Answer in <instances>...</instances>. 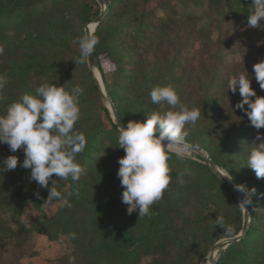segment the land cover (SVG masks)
<instances>
[{
    "label": "trees",
    "instance_id": "trees-1",
    "mask_svg": "<svg viewBox=\"0 0 264 264\" xmlns=\"http://www.w3.org/2000/svg\"><path fill=\"white\" fill-rule=\"evenodd\" d=\"M78 1L0 0V46L4 49L0 54V76L6 78V86H9L0 90V115H4L7 107L24 93L34 94L41 84H55L71 90L77 76L91 82L100 114L95 110L92 113L94 104L92 109L90 103L83 106L80 101V118L75 125V130L83 133L87 140L83 152L76 155V161L86 169V175L73 182L71 178L64 180L53 174L51 180H55L54 183L50 181L43 191L48 196L49 189L54 187L65 196V186L68 185L70 203L77 201L80 207L89 205L95 210L100 226L93 232L74 228L72 217L66 212L55 215L46 227L37 229H33V225L25 228L20 218L17 219L15 229L0 220V236L14 239L12 250L0 247V264H21L22 248L33 239L35 233L47 236L50 241L58 239L57 233L69 237L73 245L70 253L53 264H143L145 259H149L147 264H189L196 245L185 241L187 251L175 257L180 251L175 249L171 228H154V219L139 217L138 211L129 215L128 206L122 203L123 188L117 173L118 160L124 157L125 152L118 145L119 125L102 101L100 89L88 64L78 63L68 44L78 43L84 32L72 33L68 41H64L61 36L56 40L45 39L54 28L57 31L66 28V16L73 13ZM105 2V15L93 32L100 41L93 54L125 127L129 121L145 122L153 111L171 110L167 105L162 108L151 103L149 93L153 86L171 84L181 98V77L191 76V71L186 73V68H190L192 60L178 54L166 69L159 70L163 61V45L171 37L186 32L188 39L194 37L204 43L198 51L204 55L210 40V28L214 23H247L248 15L254 11L253 0ZM153 2L158 4L153 7L150 5ZM191 8L201 12L196 13ZM101 11L96 0H89L79 8L77 20L86 25L96 19ZM262 23L263 21L259 26ZM101 44L108 60L115 65V71L109 78L101 59ZM219 60L221 67L224 65L221 55ZM189 86L187 82L184 87L190 90ZM214 90L211 87L204 88L196 99H193V92L190 90V95L183 101L189 109H200L201 118L197 122H202L205 129L201 136L186 141L206 151L224 173L231 175L236 185L245 186L247 191L241 194L244 200H250L247 204L250 221L245 236L221 250L217 264H264V178L258 179L255 171L247 164L252 148L264 142L256 140L258 133L264 137V128L256 129L252 126L245 111L236 108L239 103L237 101L229 105L227 113H222L224 100ZM255 92L257 96L264 97V90L261 88ZM88 110L89 117H84ZM0 152L5 156L24 158L22 149L12 153L6 144H0ZM170 155L168 164L172 169L173 180L158 202L163 205L164 218L171 211L182 208L186 210L193 203L214 207L215 203L223 201L227 204L221 215L225 226L233 229L231 237L238 235L243 227V210L232 191L195 152L192 157L184 160L178 159L175 154ZM181 172H185L183 185L176 180L177 174ZM252 189H255L254 193L251 192ZM41 203L40 199L34 198L32 204L41 210ZM216 218L217 215H201L184 222L183 230L186 234L193 238L209 239L206 254L219 239L229 238L225 228L214 223ZM141 224L148 228V232L137 237L129 234L131 228L142 226ZM114 226L126 229L124 238L122 235H119V240L106 237V229ZM51 229L54 234L49 231Z\"/></svg>",
    "mask_w": 264,
    "mask_h": 264
},
{
    "label": "clouds",
    "instance_id": "clouds-1",
    "mask_svg": "<svg viewBox=\"0 0 264 264\" xmlns=\"http://www.w3.org/2000/svg\"><path fill=\"white\" fill-rule=\"evenodd\" d=\"M253 8L247 23L255 28L264 21V0H253ZM77 42L80 49L77 62L85 64L99 44V37L89 33ZM3 51L0 46V54ZM254 73L256 82L264 90V61L254 65ZM6 83V78L0 76V90ZM237 89L242 99L236 108L245 111L256 129L264 128V97L256 95L246 72L229 79L228 90L235 93ZM83 92L80 86L66 90L64 86L44 83L35 89L34 94L24 93L7 107L4 115H0V144H6L12 153L22 149L24 160L19 166L30 169V181H35L40 187L47 188L53 174L64 180L71 178L73 182L86 175V169L76 161V155L82 153L87 144L84 134L75 130ZM149 96L152 104L162 108L167 105L171 110L153 111L145 122L129 121L126 127L119 126L118 145L125 155L118 160L117 175L123 188L122 203L128 206L127 213L131 215L138 211L139 217L151 218L152 206L162 200L173 180L168 164L170 153L180 160L190 156L191 145L186 141L185 126H194L201 118V111L198 108L189 109L171 84L153 86ZM256 140H264V137L258 133ZM18 163L19 158L10 155L2 160L3 170H14ZM247 164L258 179L264 178V142L252 148ZM184 175L185 172H181L176 176L181 185L185 183ZM223 177L232 180L230 174ZM235 187L238 191H247L243 185ZM251 192L254 193L255 189ZM57 200L63 206L71 207L70 201L51 187L44 204ZM249 203L250 200L245 199L240 205L245 208ZM214 223L225 228L228 237H231L233 229L225 226L223 216L217 215ZM24 226L30 227L27 219Z\"/></svg>",
    "mask_w": 264,
    "mask_h": 264
},
{
    "label": "rangeland",
    "instance_id": "rangeland-1",
    "mask_svg": "<svg viewBox=\"0 0 264 264\" xmlns=\"http://www.w3.org/2000/svg\"><path fill=\"white\" fill-rule=\"evenodd\" d=\"M87 1L89 0H79L73 13L66 16V28L64 30L62 29V31H57L54 28L45 39L47 41L56 40L58 36H61L64 41H68L67 39L70 38L72 33L84 32L85 35L86 25H82L79 20H77L76 14L81 5ZM96 3L99 5L97 0ZM157 4L158 2H153L150 5L154 7ZM191 10L196 13L201 12V10H195L193 8H191ZM210 29V40L208 42L207 52L204 55L198 53L204 43L196 40L194 37L188 39L186 32H181L179 35L171 37L163 45V61L160 63L159 70L166 69L178 54L183 57H189L192 60V64L190 68H186V73L191 71L192 74L191 76L186 77V75H184L181 77L182 82L180 83L181 87L179 89V92H181V101L183 102L187 99L190 95V90L193 92V99H196L204 88L211 87L215 89L213 92L224 100L225 107L222 113H227L226 110L229 105L236 101L240 103L242 99L238 89L235 93L228 90V81L233 75L246 72L251 79V87L253 90L258 91L260 89L259 84L255 80L254 65L264 61V21L261 26L255 28L250 27L248 23H244L243 21H232L222 22L220 24L214 23ZM68 44L74 53V58L78 61L80 57L79 44H70L69 42ZM100 46L101 59L109 78L115 71V65L113 61L108 60L107 54L104 52L103 44ZM220 55L224 61V65L221 67L219 65L221 62L219 60ZM217 71H220L221 74L216 73ZM187 82L190 84V90H186L184 87ZM75 86H80L84 89L83 94L80 96L82 105L84 106L86 103H90L93 109L92 105L94 104L92 113L95 110L100 114L98 99L91 82L77 76L73 87ZM104 104L106 105V103ZM87 113V115L84 114V117H89L90 111L88 110ZM91 116L92 114L90 118ZM204 130V124L202 122H196L194 126L191 124L186 125V140L201 136ZM8 156L9 155L5 156L4 153L0 152V220L6 222V224L15 229L18 224L17 219L19 220L20 218L23 223L24 220L27 219L30 222V226L33 225V229H37L38 227H46L55 215L66 212L67 215L72 217L71 222L74 228L90 232L99 228L100 220L97 218L95 210H92L87 204L80 207L78 205L79 202L75 201L71 204L70 208L63 206L59 200L54 201L52 204H44L48 198L43 191L45 188L40 187L35 181H30V169H24L19 166L24 158L19 159L16 169L10 171L3 170L2 160ZM192 156L193 152L190 151L189 157ZM115 184L117 185L118 181ZM65 187V191H67L65 197L68 199L70 196V188L68 185ZM37 193L39 195H37ZM34 198L42 201L41 210L33 206L32 203ZM81 198H83V196H81ZM226 205L227 204L223 201L215 203L214 207L205 205L199 206L193 203V205L186 210L182 208L171 211L170 214L167 215V218H164L162 215L164 210L163 205L156 203L152 206L153 215L150 219L155 220L154 228L162 226L171 228L172 237L176 245L175 249H179L178 251H180V254L175 255V257L183 255V253L187 251L185 241H188L187 243L196 245L194 255L190 258L188 263L210 264L208 258L212 247L207 254L205 253V249L209 245V239L202 237L193 238L186 234L183 230L185 228L184 222L197 219L201 215L221 216ZM146 218L148 217L144 219ZM108 229L109 228L106 229L105 234L107 238L111 237L119 240V235H122L124 238L125 234H127L125 228L114 226ZM49 231L54 234V230L51 229ZM145 232H148V228L143 224L142 226L131 228L129 234L131 233L134 237H137ZM56 235H58V239L56 241H50L47 236L35 233L33 239L22 248L23 258L21 259V264H53L63 255L70 253L73 245L70 243L69 237L61 235L60 233ZM223 239L225 238H221L218 241ZM13 245L14 239L0 236V247L12 250ZM216 258L218 260L219 254H217ZM148 262L149 259L143 260V264H147Z\"/></svg>",
    "mask_w": 264,
    "mask_h": 264
},
{
    "label": "water",
    "instance_id": "water-1",
    "mask_svg": "<svg viewBox=\"0 0 264 264\" xmlns=\"http://www.w3.org/2000/svg\"><path fill=\"white\" fill-rule=\"evenodd\" d=\"M97 2L99 3L100 7L102 8L101 14L94 19L93 21L89 22L86 24L85 26V35L91 33L88 26L89 24H93L94 27L96 28L98 26V24L102 21L105 12L107 10V4L105 2V0H97ZM95 31V30H94ZM93 31V32H94ZM93 34V33H91ZM88 65L89 68L91 69L94 79L100 89V93H101V97L104 101V103H106V107L108 108L109 112L112 115V118L115 120V122L119 125V126H124L112 100L111 97L109 95V91L106 85V82L104 80V77L100 71L99 68V64L97 59L95 58L94 54L91 55V57L88 60ZM99 77V79H98ZM191 145V151L195 152L196 154L200 155L203 160L204 163L210 168V170L216 175L218 176L222 182L232 191V193L234 194V196L238 199L239 203L241 204L244 201V198L241 194V191H238L236 189V184L232 181L229 180L227 177H223V176H227L226 173H224V171H222L211 159V157L209 156V154L204 151L203 149H201L198 146H194L192 144ZM223 175V176H221ZM242 210H243V227L241 232L234 236V237H230V238H225L223 240L218 241L211 249L210 254H209V262L210 264H217V254L221 251V250H225L226 248H228L230 245L240 241L246 234L247 230H248V225H249V221H250V214H249V210L247 205H245V208L243 206Z\"/></svg>",
    "mask_w": 264,
    "mask_h": 264
},
{
    "label": "bare ground",
    "instance_id": "bare-ground-1",
    "mask_svg": "<svg viewBox=\"0 0 264 264\" xmlns=\"http://www.w3.org/2000/svg\"><path fill=\"white\" fill-rule=\"evenodd\" d=\"M88 28H89L91 33H93V31L96 29L93 24H89ZM98 79H99V77H98Z\"/></svg>",
    "mask_w": 264,
    "mask_h": 264
}]
</instances>
